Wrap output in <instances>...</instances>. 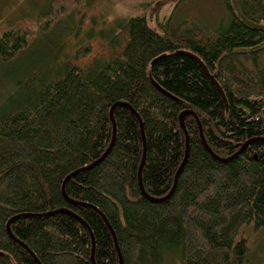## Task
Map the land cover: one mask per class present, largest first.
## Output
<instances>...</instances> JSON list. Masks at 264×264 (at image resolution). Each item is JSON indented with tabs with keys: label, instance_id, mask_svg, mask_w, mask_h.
<instances>
[{
	"label": "trees",
	"instance_id": "obj_1",
	"mask_svg": "<svg viewBox=\"0 0 264 264\" xmlns=\"http://www.w3.org/2000/svg\"><path fill=\"white\" fill-rule=\"evenodd\" d=\"M220 1L226 25L132 17L107 60L83 66L87 44L30 61L0 103V264L248 263L245 230H264V28ZM236 2L264 24V0ZM68 11L53 5L42 35ZM33 37L1 29L0 69Z\"/></svg>",
	"mask_w": 264,
	"mask_h": 264
},
{
	"label": "rangeland",
	"instance_id": "obj_2",
	"mask_svg": "<svg viewBox=\"0 0 264 264\" xmlns=\"http://www.w3.org/2000/svg\"><path fill=\"white\" fill-rule=\"evenodd\" d=\"M228 4L229 11L233 10L249 26L264 28V24L244 18L236 0H229ZM53 5L67 6L69 11L47 38L41 33L39 19H46ZM143 16L156 30L172 18L174 25L187 23L212 28L226 25L232 19L220 0H0V30L25 23L35 33L30 49L11 64L12 70L8 66L0 69V103L11 93L17 80H25L35 71L73 58L84 45L89 44L92 52L82 62L83 66L94 60H107L112 39H121L117 23ZM34 59L39 60L37 68L30 64ZM245 237L250 248L247 264H264V230L255 232L247 228ZM164 264H181L178 254L167 253Z\"/></svg>",
	"mask_w": 264,
	"mask_h": 264
},
{
	"label": "water",
	"instance_id": "obj_3",
	"mask_svg": "<svg viewBox=\"0 0 264 264\" xmlns=\"http://www.w3.org/2000/svg\"><path fill=\"white\" fill-rule=\"evenodd\" d=\"M179 54L186 55V56L191 57L192 59H195L200 64V66L203 68V70L205 71V73L207 74V76L209 77V79L212 81V83L216 85V87L218 88V90L221 92L223 98L225 99L224 93H223V91H222L219 83L215 80V78L212 75H210L209 71L207 70V68L205 67V65L203 64V62L197 56H195V55H193L191 53H185V52H181ZM185 115H187V113H184L182 115V117H181V122L182 123H183V118H184ZM111 148H112V146H111ZM109 151L107 152V154L109 153ZM174 189H175V187H174Z\"/></svg>",
	"mask_w": 264,
	"mask_h": 264
},
{
	"label": "bare ground",
	"instance_id": "obj_4",
	"mask_svg": "<svg viewBox=\"0 0 264 264\" xmlns=\"http://www.w3.org/2000/svg\"><path fill=\"white\" fill-rule=\"evenodd\" d=\"M188 138V137H187ZM189 142V141H188Z\"/></svg>",
	"mask_w": 264,
	"mask_h": 264
}]
</instances>
